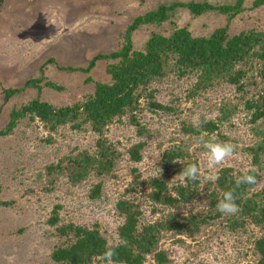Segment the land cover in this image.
Returning <instances> with one entry per match:
<instances>
[{"label": "rangeland", "instance_id": "374dc122", "mask_svg": "<svg viewBox=\"0 0 264 264\" xmlns=\"http://www.w3.org/2000/svg\"><path fill=\"white\" fill-rule=\"evenodd\" d=\"M207 2L230 4L234 0H1L0 1V128L8 120L13 107L39 99L55 107H65L92 94L94 82H109L108 61L98 60L88 72L68 71L65 67L85 68L93 56L117 50L132 19L160 5ZM253 0H244V10L233 17L228 34L255 29L264 30V5L252 8ZM227 16L215 10L194 15L185 7L174 6L161 23L145 24L132 35V46L143 49L151 33L169 35L174 29L186 27L194 36H208L227 23ZM173 62L170 61L169 65ZM90 78L91 81H87ZM38 79L36 86L24 87L27 80ZM195 73L178 76L166 67L164 76L152 80L139 99L136 109L116 117L104 129L106 143L117 156L110 173L89 175L76 183L68 181V158L80 153L94 155L98 135L88 124L73 127L70 122L49 129L31 115L18 120L15 128L0 136V264H47L56 246L63 245L55 227L74 223L96 228L108 244L118 241L117 229L123 222L116 203L131 199L141 209V223L155 222L174 211L180 215L203 211L213 181L198 179L194 198L177 210L159 207L152 211L147 194L151 177L163 179L169 190L181 184L183 166L196 164L202 176L219 175L224 168L244 173L253 168L246 151L263 139L253 130L264 128V116L252 123L253 109L249 101H260L264 80L253 64L241 89L224 81L193 93ZM47 82L54 84L49 86ZM22 88L9 98L4 89ZM151 93V97L149 96ZM154 101L163 106H150ZM264 102V101H263ZM264 106V103L262 104ZM229 115L222 117V109ZM132 116L134 120L132 121ZM199 118V126L196 125ZM214 121L218 129L207 132L205 121ZM182 127L190 128L184 131ZM199 130V132L191 131ZM229 142L233 153L224 162L209 168L207 152L201 140ZM142 142L139 161L130 158L128 149ZM166 150L183 151V159H174L166 168ZM183 161V162H180ZM184 163V165H183ZM59 164L62 170L48 171ZM139 174L138 179L135 175ZM101 182L99 195L90 196L94 185ZM57 207L58 223L48 219ZM260 231L252 225L231 231L222 219L202 226L194 235L162 233L159 248L168 256L167 264H256L254 240ZM92 264H104L95 260ZM112 264H123L115 263ZM142 264H154L146 255Z\"/></svg>", "mask_w": 264, "mask_h": 264}, {"label": "trees", "instance_id": "16d2710c", "mask_svg": "<svg viewBox=\"0 0 264 264\" xmlns=\"http://www.w3.org/2000/svg\"><path fill=\"white\" fill-rule=\"evenodd\" d=\"M243 4L244 0H234L233 3L219 5L190 1L174 3L170 6L160 5L154 10L135 16L127 25L122 36V44L117 50L107 54H96L85 68H63L68 71L88 72L98 60H105L108 61L106 72L110 77L109 82H94L92 94L69 106L55 107L35 98L23 106L13 107L9 112L7 123L0 128V136L11 133L18 120L27 114L32 118H38L51 130L67 122L73 127L88 124L98 135L96 153L94 155L80 153L76 158H68L67 164L71 169H66L67 179L71 183H76L89 175L90 171L97 175L110 173L117 152L111 144L106 143V138L103 136L105 127L116 117H121L127 112L132 113L148 84L164 76L166 67L170 66L178 76L195 73L197 80L193 93L209 88L218 81L227 82L241 89L244 86L243 79L253 64L258 66V74L264 80V30L248 29L237 34H228V25L233 17L244 10ZM261 5H264V0H253L251 7L256 8ZM174 6L185 7L194 15L215 10L228 17L227 23L223 27L216 28L208 36H194L186 27L176 28L166 36L153 32L143 49H134L132 33L141 25L161 23ZM170 61L173 63L169 65ZM37 81L38 79L27 80L24 87L36 86ZM87 81L91 79L88 78ZM47 84L55 87L50 82ZM21 89H4L5 98H9ZM149 96L151 97V93ZM263 101L264 86L260 101L246 103L248 109H253L250 121L254 124H258L264 116ZM150 106L163 108L154 101L150 102ZM228 115L229 110L223 108L222 117L219 119H226ZM132 121H135L134 116ZM201 128L213 132L218 129V125L210 120L203 122ZM182 129L190 130L187 127ZM253 130L256 134L259 133V136L264 135V128L254 127ZM191 131L199 132L194 129ZM142 146L143 143L138 142L128 149L133 161L140 160L139 150ZM246 151L250 154L253 165V168L246 171L255 177L254 183L241 184L237 187L235 179L242 173H234L230 168H224L215 180L214 188L207 194L206 208L203 211L180 215L170 209L177 210L194 198L197 181L182 182L169 190L166 182L160 177H151L146 182L140 180V183L148 184L150 189L147 197L152 204V211L163 206L169 208L171 212L155 222L141 223L142 212L139 205L129 198L118 200L116 208L123 216V222L117 229L118 241L115 244H108L106 238L96 228L80 226L72 222L60 224L55 227V231L63 239V245L56 246L52 250L51 262L47 264H92L95 260H100L99 257L106 248L118 244L119 241L124 243L114 248L112 262L142 264L146 255H152L154 264H167L168 256L159 248L164 231L170 230L176 234L192 236L202 226L218 219H222L231 231L244 229L248 225L255 226L260 231L259 237L253 242L254 251L258 256L256 264H264V136L260 142L246 148ZM185 156L186 154L181 150H166L162 160L168 169L174 166V159H183ZM55 169L63 168L59 164L47 167L49 172ZM138 176L139 174L135 175L136 179ZM100 189L101 182H98L94 185L90 196L97 197ZM226 190H234L235 203L239 207L236 214L226 215L217 211V202ZM56 209L57 207L52 210L48 219L51 225L58 223Z\"/></svg>", "mask_w": 264, "mask_h": 264}, {"label": "clouds", "instance_id": "9594fccd", "mask_svg": "<svg viewBox=\"0 0 264 264\" xmlns=\"http://www.w3.org/2000/svg\"><path fill=\"white\" fill-rule=\"evenodd\" d=\"M199 126V118H196V125ZM203 148L207 152V163L209 168L215 169L216 165L221 164L230 157L233 153L234 146L229 142H219L214 139L201 140ZM183 162V161H180ZM184 165V163H183ZM184 183L196 182L198 179H204L207 181H215L218 176L212 174L208 177H203L200 167L196 164L184 165L182 170L179 172V177ZM255 182V177L250 174L249 171L242 173L235 179V185L239 187L241 184H252ZM217 211L222 214L232 215L239 211L238 205L235 203L234 190H226L222 193L220 199L216 205ZM124 241H119L118 244L112 245L106 248L100 255L99 259L104 264H112V258L114 256V248L123 244Z\"/></svg>", "mask_w": 264, "mask_h": 264}]
</instances>
